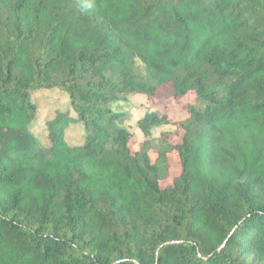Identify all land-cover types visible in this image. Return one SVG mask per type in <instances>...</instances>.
Wrapping results in <instances>:
<instances>
[{
  "label": "trees",
  "instance_id": "obj_1",
  "mask_svg": "<svg viewBox=\"0 0 264 264\" xmlns=\"http://www.w3.org/2000/svg\"><path fill=\"white\" fill-rule=\"evenodd\" d=\"M0 264H264V0H0Z\"/></svg>",
  "mask_w": 264,
  "mask_h": 264
},
{
  "label": "rangeland",
  "instance_id": "obj_2",
  "mask_svg": "<svg viewBox=\"0 0 264 264\" xmlns=\"http://www.w3.org/2000/svg\"><path fill=\"white\" fill-rule=\"evenodd\" d=\"M142 66V63L139 61ZM32 98L37 104V112L33 120V126L38 133V136L42 142H47V126L46 120L53 116L56 112L66 109L70 100L68 93L59 87L54 88H41L32 91ZM189 98H192L191 96ZM187 100V97L182 100H170L168 104H172L169 108L172 120H178L185 117V113L180 110L181 104ZM159 103V100L155 97H149L145 93H132L125 96L124 99L118 100L113 104V109L117 112H125L126 126L133 131L136 136L132 140V147L138 148V141L144 137L143 131L138 126V119L141 118L145 112L152 109L153 106ZM175 126L172 124H161L152 128L151 137L156 144H159L158 137L164 130L173 129ZM68 136L73 142L81 143L84 140L85 129L82 123L76 124L67 130ZM177 139V137H173ZM155 157V153L152 152V158ZM169 161V175L163 180L164 184H168L172 181L175 175L181 172V161L179 154L176 150H171L168 153Z\"/></svg>",
  "mask_w": 264,
  "mask_h": 264
}]
</instances>
